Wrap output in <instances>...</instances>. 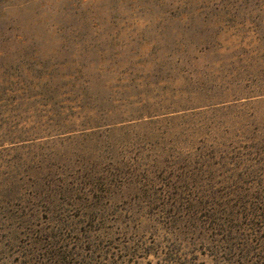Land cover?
<instances>
[{"label":"rangeland","instance_id":"374dc122","mask_svg":"<svg viewBox=\"0 0 264 264\" xmlns=\"http://www.w3.org/2000/svg\"><path fill=\"white\" fill-rule=\"evenodd\" d=\"M0 264H264V0H0Z\"/></svg>","mask_w":264,"mask_h":264}]
</instances>
